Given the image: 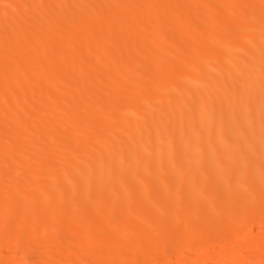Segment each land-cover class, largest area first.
Here are the masks:
<instances>
[{
  "label": "bare ground",
  "instance_id": "obj_1",
  "mask_svg": "<svg viewBox=\"0 0 264 264\" xmlns=\"http://www.w3.org/2000/svg\"><path fill=\"white\" fill-rule=\"evenodd\" d=\"M261 223L262 0H0V264H264Z\"/></svg>",
  "mask_w": 264,
  "mask_h": 264
},
{
  "label": "rangeland",
  "instance_id": "obj_2",
  "mask_svg": "<svg viewBox=\"0 0 264 264\" xmlns=\"http://www.w3.org/2000/svg\"><path fill=\"white\" fill-rule=\"evenodd\" d=\"M260 226H261V227L264 226V223H261V224H258V225H255V226H254V227H255V228H253V233H254V234H257L258 229L260 228ZM263 228H264V227H263ZM247 229H248V228H247ZM262 230H264V229H262ZM256 231H257V232H256ZM244 232H245V231H240V232L236 233L235 236H234L235 241L241 239V238H242V235L244 234ZM241 234H242V235H241ZM254 234H253V235H254ZM219 244H220V245H223L224 242H219L218 245H219ZM11 246H12V245H11ZM11 246H10V251H11V252H12V251H13V252H14V251L17 252L16 248H14L15 250L12 249V248L15 247L16 245H15V246L13 245V247H11ZM0 249H1V248H0ZM11 249H12V250H11ZM11 252H10V253H11ZM13 252H12V253H13ZM2 255H3V256H2ZM2 255H0L2 259H3L4 257H6V254H2ZM11 256H12V257H11ZM9 257H11V258H16V259H18V261H19V257H20V256H19V254H18V252H17V253H13V254L9 255ZM238 257H239V256H235V257L233 258V260H234L235 263L231 262V264H239V263H240V262H239L240 260H239ZM237 259H238V260H237ZM20 261H21V260H20ZM243 261H247V259H243ZM258 262L260 263L261 260H260V261L258 260ZM258 262H257V263H258ZM259 263H258V264H259ZM157 264H163V263H162V262H158Z\"/></svg>",
  "mask_w": 264,
  "mask_h": 264
},
{
  "label": "snow or ice",
  "instance_id": "obj_3",
  "mask_svg": "<svg viewBox=\"0 0 264 264\" xmlns=\"http://www.w3.org/2000/svg\"><path fill=\"white\" fill-rule=\"evenodd\" d=\"M262 2H264V0H262Z\"/></svg>",
  "mask_w": 264,
  "mask_h": 264
}]
</instances>
